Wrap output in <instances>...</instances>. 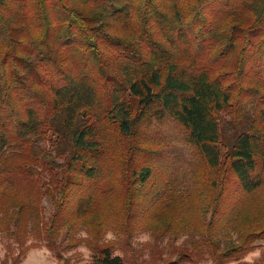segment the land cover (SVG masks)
I'll return each instance as SVG.
<instances>
[{
	"label": "trees",
	"instance_id": "1",
	"mask_svg": "<svg viewBox=\"0 0 264 264\" xmlns=\"http://www.w3.org/2000/svg\"><path fill=\"white\" fill-rule=\"evenodd\" d=\"M259 194L264 0H0L1 264H248Z\"/></svg>",
	"mask_w": 264,
	"mask_h": 264
},
{
	"label": "rangeland",
	"instance_id": "2",
	"mask_svg": "<svg viewBox=\"0 0 264 264\" xmlns=\"http://www.w3.org/2000/svg\"><path fill=\"white\" fill-rule=\"evenodd\" d=\"M230 120H231V116L228 115L227 121ZM174 130L175 128L173 129V131ZM46 206L48 207V209H50V205L48 202H46ZM263 206H264V196L262 194H259L254 198L252 206L247 205V207H249L250 209L257 211L259 210V208ZM259 221H261V219H259ZM79 235L85 237L86 233L84 231H81ZM183 240L184 238L179 240L177 244H181ZM108 241L110 243L113 241H118L122 244V247L121 246L116 247L115 254L124 257L125 264H162L163 263L160 257L155 255V253L153 252L154 250L144 247L146 244L154 245L153 238L146 231L145 232L141 231L134 234L131 239L132 241L131 246L112 232H109L105 236L103 242H108ZM256 243H257L256 250L244 259V261L248 264H252L258 261L260 259L261 253L264 251V241H258ZM8 245H12L13 249L15 250V253L17 254L18 248L14 244L13 239L4 235H0V264L5 260L8 254L7 252ZM159 245L162 247H166L167 240L162 241ZM170 251L171 250L167 248V252L164 253V256H166L167 253H169ZM30 252H33L32 255H34V257L31 258L27 264H88L92 256L91 251L88 248H86L84 244L79 246L75 250L65 253V258L62 261L57 260L55 258V255H53L46 248L32 249L26 254V256ZM24 259L25 257L22 259V261Z\"/></svg>",
	"mask_w": 264,
	"mask_h": 264
},
{
	"label": "crops",
	"instance_id": "3",
	"mask_svg": "<svg viewBox=\"0 0 264 264\" xmlns=\"http://www.w3.org/2000/svg\"><path fill=\"white\" fill-rule=\"evenodd\" d=\"M35 251H36V250H35ZM35 251H34V252H35ZM37 252H39V251H37ZM32 253H33V252H30L27 256H25V259H24L23 261H21V264H27L28 261H29L31 258L34 257V255H32Z\"/></svg>",
	"mask_w": 264,
	"mask_h": 264
}]
</instances>
